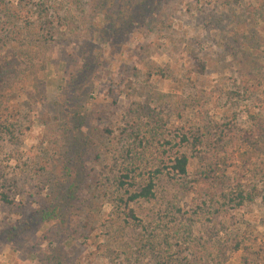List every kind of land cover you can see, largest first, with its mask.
<instances>
[{
    "label": "rangeland",
    "instance_id": "obj_1",
    "mask_svg": "<svg viewBox=\"0 0 264 264\" xmlns=\"http://www.w3.org/2000/svg\"><path fill=\"white\" fill-rule=\"evenodd\" d=\"M263 191L264 0H0V264H264Z\"/></svg>",
    "mask_w": 264,
    "mask_h": 264
},
{
    "label": "trees",
    "instance_id": "obj_2",
    "mask_svg": "<svg viewBox=\"0 0 264 264\" xmlns=\"http://www.w3.org/2000/svg\"><path fill=\"white\" fill-rule=\"evenodd\" d=\"M1 125L5 132L11 135L16 133V125L14 123L8 124L5 122ZM143 134L144 132H139L132 136V144H130L125 150L127 153V159L125 164L119 168L120 175L117 176L116 180L118 189H125V192L129 193L126 202L127 207L129 202L136 201L138 199L147 200L153 198L155 196V177L163 171V167L161 166L149 168L148 177L140 176L141 179L137 180V171H140V174L143 169L147 168L146 164L142 165L141 162H138V157L141 154H144L147 144V137ZM139 148L142 149L139 150ZM189 163L190 159L186 153H177L174 156L173 163L170 165V171L173 172L174 175L185 176L188 174ZM164 167L168 166L164 165ZM129 180H133V183L129 182ZM245 192V189L239 190L238 196L241 198L240 202L249 197L248 193L245 194ZM261 198L264 202V191L261 195ZM123 199L124 198L122 197L120 198L121 201ZM130 213L132 219H137L132 209H130Z\"/></svg>",
    "mask_w": 264,
    "mask_h": 264
}]
</instances>
